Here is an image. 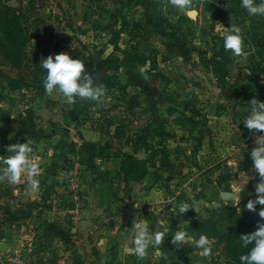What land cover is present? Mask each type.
<instances>
[{
	"label": "rangeland",
	"instance_id": "rangeland-1",
	"mask_svg": "<svg viewBox=\"0 0 264 264\" xmlns=\"http://www.w3.org/2000/svg\"><path fill=\"white\" fill-rule=\"evenodd\" d=\"M35 1L46 37L85 61L104 92L69 104L2 84L0 168L10 144L28 142L41 171L35 193L27 172L17 184L0 180V264H239L206 225L220 228L227 208L242 211L256 193L255 137L243 121L253 98L264 101V16H249L241 0H217L225 6L216 17L194 5L196 18L170 0ZM231 24L241 28L239 57L223 46ZM115 47L116 61L91 68ZM108 77L112 87L95 83ZM140 137L158 150L127 181L122 153L145 159L144 148L134 152ZM196 202L199 213L179 214L181 203ZM140 222L165 233L144 257L127 250ZM178 230L206 235L211 254L173 244Z\"/></svg>",
	"mask_w": 264,
	"mask_h": 264
},
{
	"label": "clouds",
	"instance_id": "clouds-1",
	"mask_svg": "<svg viewBox=\"0 0 264 264\" xmlns=\"http://www.w3.org/2000/svg\"><path fill=\"white\" fill-rule=\"evenodd\" d=\"M170 3L183 11L191 18L196 16V12L191 8V0H170ZM241 6L246 9L249 16H264V0H241ZM227 31H222L221 36L224 41L223 46L226 51H231L232 55L239 57L243 51V39L241 28L231 24V27H224ZM40 67L46 70V77L43 81L45 92L48 95L60 94L67 103L72 104L76 98L98 100L104 89L94 85L93 77L86 71L85 61L73 58L70 53H58L49 55L42 59ZM250 110L244 119V126L253 134L254 145L250 152L252 169L258 173L259 182L255 187L257 197L249 200L245 205L249 211H256L257 205L264 206V101L253 98L250 101ZM7 156L3 160V168H0V180L7 179L9 183L17 184L21 181L22 175L27 172L29 177L28 188L33 192L39 191L40 165L30 158L32 149L28 142L13 143L8 146ZM230 196L233 193H226ZM228 199V198H226ZM197 206H199L197 208ZM195 209L200 211L201 202L189 206L181 203L178 212L183 215ZM239 211V210H238ZM259 216L264 221V207L259 210ZM135 235L132 239V247L127 250L135 253L138 257H144L149 247L159 246L164 242L165 233L160 231L150 232L146 223H134ZM243 247L252 245L251 249L239 257L241 264H264V222L259 223L258 229L242 236ZM172 243L183 246L192 244L196 249L202 251L203 255L211 254V241L206 235H200L198 239L189 235L184 230H178L172 236Z\"/></svg>",
	"mask_w": 264,
	"mask_h": 264
},
{
	"label": "trees",
	"instance_id": "trees-1",
	"mask_svg": "<svg viewBox=\"0 0 264 264\" xmlns=\"http://www.w3.org/2000/svg\"><path fill=\"white\" fill-rule=\"evenodd\" d=\"M35 2L30 0L28 5L21 3L19 7L0 3V88L6 83L10 92L21 93L28 89L44 90L43 81L47 73L40 67V62L49 55L64 53L59 43H52L46 37L47 31L41 25L43 17L33 13ZM118 49L119 47H115V50L108 55H103L104 50L100 51L98 58L93 57L91 60L93 62L91 68L99 70L116 61L115 53ZM70 52L72 51L69 50ZM112 82V77L95 80L97 85L109 87L113 86ZM120 128L121 125L116 127L117 130ZM140 148L145 149L147 155L145 159H138L127 152L122 153L120 169L123 178L127 181L137 180L143 176L145 168L152 164V158L158 150L141 137L134 142V152ZM256 197L257 193L251 194L249 200H255ZM248 201L243 203L240 212L227 208L221 217L220 228L215 224L206 225L219 241L225 243L229 255L239 264H241L240 255L246 254L252 247L251 244L243 247L242 236L255 232L259 223L264 222L258 214L260 208L264 206L257 205L256 211H249L245 207Z\"/></svg>",
	"mask_w": 264,
	"mask_h": 264
},
{
	"label": "crops",
	"instance_id": "crops-1",
	"mask_svg": "<svg viewBox=\"0 0 264 264\" xmlns=\"http://www.w3.org/2000/svg\"><path fill=\"white\" fill-rule=\"evenodd\" d=\"M147 1H152V0H147ZM227 2H228V0H227ZM197 4H199L201 6L204 5V10H202V9L201 10L208 17H216L219 10H221V7L225 6V4H223L222 1H217V0H204V1L203 0H191V8ZM237 8L241 10V8H239V7H237ZM199 11H197V15L202 13L201 11L200 12Z\"/></svg>",
	"mask_w": 264,
	"mask_h": 264
},
{
	"label": "water",
	"instance_id": "water-1",
	"mask_svg": "<svg viewBox=\"0 0 264 264\" xmlns=\"http://www.w3.org/2000/svg\"><path fill=\"white\" fill-rule=\"evenodd\" d=\"M195 12L197 13L196 10H195ZM196 16H197V14H196ZM196 16H195L194 18H196ZM225 195H226V193H224V196H225ZM0 247L3 248V247H5V245L2 244V245H0Z\"/></svg>",
	"mask_w": 264,
	"mask_h": 264
}]
</instances>
